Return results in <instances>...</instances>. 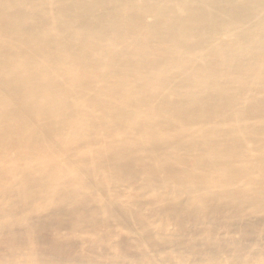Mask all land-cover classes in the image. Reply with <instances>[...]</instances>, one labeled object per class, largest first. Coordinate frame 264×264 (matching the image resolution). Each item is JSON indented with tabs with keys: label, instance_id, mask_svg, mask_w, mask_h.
Masks as SVG:
<instances>
[{
	"label": "bare ground",
	"instance_id": "6f19581e",
	"mask_svg": "<svg viewBox=\"0 0 264 264\" xmlns=\"http://www.w3.org/2000/svg\"><path fill=\"white\" fill-rule=\"evenodd\" d=\"M0 264H264V0H0Z\"/></svg>",
	"mask_w": 264,
	"mask_h": 264
}]
</instances>
